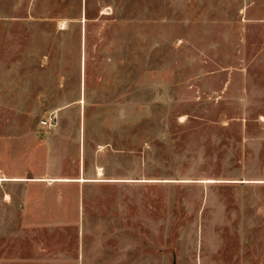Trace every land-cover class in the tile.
Instances as JSON below:
<instances>
[{
  "label": "rangeland",
  "instance_id": "374dc122",
  "mask_svg": "<svg viewBox=\"0 0 264 264\" xmlns=\"http://www.w3.org/2000/svg\"><path fill=\"white\" fill-rule=\"evenodd\" d=\"M81 241L264 264V0H0V264Z\"/></svg>",
  "mask_w": 264,
  "mask_h": 264
},
{
  "label": "crops",
  "instance_id": "0c3cea01",
  "mask_svg": "<svg viewBox=\"0 0 264 264\" xmlns=\"http://www.w3.org/2000/svg\"><path fill=\"white\" fill-rule=\"evenodd\" d=\"M79 180L80 179H77L76 181L82 182ZM60 181H67V179H63ZM85 181H90V180L84 179L83 182ZM80 215L82 214L79 213V216ZM60 218L69 219L70 217H59V219ZM69 249L74 255L69 256L66 255L64 251H61V255L57 256L55 261L36 262L35 264H121L120 260L119 261L117 260L118 257H120V255H118L119 252L118 251L116 252L117 254L115 255L117 258L116 259L112 255V252L114 250L112 248H106L104 245H86L83 243V241H81V244L75 246H69Z\"/></svg>",
  "mask_w": 264,
  "mask_h": 264
},
{
  "label": "built area",
  "instance_id": "2783aa9c",
  "mask_svg": "<svg viewBox=\"0 0 264 264\" xmlns=\"http://www.w3.org/2000/svg\"><path fill=\"white\" fill-rule=\"evenodd\" d=\"M52 118L48 117L45 119L40 120V124H42L43 126H48L51 124Z\"/></svg>",
  "mask_w": 264,
  "mask_h": 264
},
{
  "label": "bare ground",
  "instance_id": "6f19581e",
  "mask_svg": "<svg viewBox=\"0 0 264 264\" xmlns=\"http://www.w3.org/2000/svg\"><path fill=\"white\" fill-rule=\"evenodd\" d=\"M97 171H98V175H101V172H100V169H97ZM79 181H84V179H80Z\"/></svg>",
  "mask_w": 264,
  "mask_h": 264
}]
</instances>
